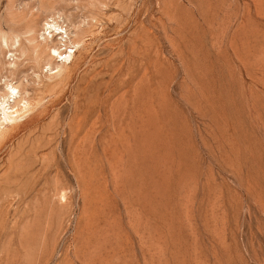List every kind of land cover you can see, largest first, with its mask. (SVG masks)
Returning <instances> with one entry per match:
<instances>
[{
    "label": "rangeland",
    "instance_id": "1",
    "mask_svg": "<svg viewBox=\"0 0 264 264\" xmlns=\"http://www.w3.org/2000/svg\"><path fill=\"white\" fill-rule=\"evenodd\" d=\"M0 80V264H264V0H0Z\"/></svg>",
    "mask_w": 264,
    "mask_h": 264
},
{
    "label": "bare ground",
    "instance_id": "2",
    "mask_svg": "<svg viewBox=\"0 0 264 264\" xmlns=\"http://www.w3.org/2000/svg\"><path fill=\"white\" fill-rule=\"evenodd\" d=\"M45 25H47V29L49 28V35H47L46 37H44V38H42V40H43V42H40V41H36L37 40V38L36 37H34V38H32V37H30L31 38V42H35L34 43V45L33 46H30L31 45V43L29 42V50L31 51V52H33V53H36L35 55H43L44 56V54H46L50 59H54L55 60V57H56V60H57V58L59 57V60H61L62 62H61V64H60V62H59V64L60 65H58V67H60V68H57L58 70L55 72L56 74H58V75H62V73H63V71H64V68H66V67H69L70 65H71V63L72 62H74V57H75V51L76 50H73L72 48L73 47H76L77 46V43H76V41H73L72 39H71V37L69 36V34H68V32H67V30H66V28H64L63 26H61V25H59L58 23H56V22H46L45 23ZM44 30H45V28H44ZM85 33V32H84ZM97 33V32H96ZM55 38H56V40H59V43L60 44H62V45H66V42H70V43H72L73 44V46L71 47V50H69V52H68V50L65 52V50H64V52H62L61 51V46H57V45H54V46H52L51 44H50V42H54V40H55ZM20 40V39H19ZM19 40L18 39H16V42L18 41L19 42ZM29 40V39H28ZM15 41V40H14ZM9 42V41H8ZM57 42V41H56ZM11 43V42H10ZM55 43V42H54ZM15 44H17V43H15ZM18 44H20V42L18 43ZM22 44V43H21ZM13 45V44H12ZM28 46V45H27ZM19 47V46H18ZM66 48V47H65ZM22 49V48H21ZM21 49H20V51H21ZM63 49V48H62ZM23 50V49H22ZM22 52H24V51H22ZM16 54V53H15ZM29 54H30V52H29ZM32 54V53H31ZM42 57V56H41ZM3 68H5V69H7V68H17V65L15 64V63H3ZM16 71H18V69L16 70ZM12 73H15V70L13 69V72ZM10 76H11V74H10ZM13 76V75H12ZM12 79V78H11ZM9 81V80H8ZM63 81H64V79H63ZM0 82H1V80H0ZM10 82V81H9ZM55 83V82H54ZM59 83V82H58ZM15 84V83H14ZM14 84H12V83H7L5 86H6V89L5 90H3V91H1V89H0V146H2V145H4L8 140H9V138H10V136L13 134V132L14 131H16L19 127H20V125L22 124V123H20V121H21V119L26 115V113H28L31 109H32V102H31V100H32V98H30V99H28V100H25L24 102H23V97H22V92H21V86L20 85H14ZM54 86V85H53ZM53 86H51L52 87V89L54 90V88H53ZM58 87H59V85H58ZM51 89V88H50ZM51 89V90H52ZM26 92H29V91H26ZM49 93V92H48ZM51 93H53V91L51 92ZM26 94H28V93H26ZM41 94V93H40ZM11 99H13V100H11ZM11 100V101H10ZM37 100V99H36ZM73 100H75V99H73ZM13 102V103H12ZM23 102V105H21V103ZM36 102V101H35ZM39 103V102H38ZM76 103H77V100H76ZM77 109V108H76ZM126 110H128V109H126ZM131 110V109H130ZM118 111V110H117ZM112 112H116V111H112ZM121 112V111H120ZM126 112V111H125ZM49 114V113H48ZM114 114H117V112L116 113H114ZM149 114H151V113H149ZM148 114V115H149ZM118 116V115H117ZM126 116V115H125ZM113 118H114V115L112 116ZM116 117V116H115ZM120 117V116H119ZM149 117H150V115H149ZM148 117V118H149ZM45 118V117H44ZM111 118V117H110ZM131 120H132V116H130L129 117ZM135 118V117H134ZM133 118V120H134V122H135V120L136 119H134ZM147 118V119H148ZM151 118V117H150ZM115 119H117V117L115 118ZM115 119H113V120H115ZM125 119V118H124ZM127 119V118H126ZM146 120V118H143L142 117V120L141 121H143V120ZM43 120V119H42ZM150 120V119H149ZM118 121L120 122V120L118 119ZM123 121V120H122ZM137 121H138V119H137ZM141 121H139V123L137 122H135L134 123V126H131V127H136L135 125H137V124H139V125H137V127L138 126H140V127H143V125L141 126L140 124V122ZM148 120H146L145 122H143V124L145 123L146 124V122H147ZM39 122V121H38ZM118 122V123H119ZM24 123V122H23ZM81 123V122H80ZM80 123H78V124H80ZM113 123V122H112ZM132 123H133V121H132ZM34 124V123H33ZM39 124V123H38ZM78 124H77V126H78ZM95 124V123H94ZM115 124L117 125V121L115 122ZM144 124V125H145ZM46 125H48V124H46ZM112 125V124H111ZM117 126H119V125H117ZM146 126V125H145ZM148 126V125H147ZM112 127V126H111ZM114 127V126H113ZM112 127V128H113ZM116 127V126H115ZM136 127V128H137ZM139 127V128H140ZM41 128V127H40ZM42 128H44V126L42 127ZM117 128V127H116ZM123 128V127H122ZM136 128H134V129H136ZM144 128V127H143ZM36 129V128H35ZM114 130H115V128H113ZM41 130V129H40ZM72 130V129H71ZM133 130V129H132ZM140 130V129H139ZM139 130H133L132 132L134 133L132 136H134L133 137V141H135L136 140V137H138V135L136 136V132H138ZM135 131V132H134ZM139 133V132H138ZM119 134V133H118ZM121 134V133H120ZM28 135V134H27ZM122 135V134H121ZM121 135L119 136V137H121ZM123 136V135H122ZM136 136V137H135ZM116 138V139H120V138ZM126 137V136H125ZM124 136H123V141H124V138H125ZM128 138V137H127ZM94 140V139H93ZM121 140L122 139H120V143H121ZM138 140V139H137ZM136 140V141H137ZM126 141V140H125ZM10 142V141H9ZM117 142H118V140H117ZM124 142H122V144H123ZM125 143H127V142H125ZM124 143V144H125ZM129 143V142H128ZM15 153V152H14ZM17 154V153H16ZM11 158V157H10ZM15 161V160H14ZM13 166V165H12ZM18 166V165H17ZM17 166H15V167H17ZM10 177V176H9ZM64 195V194H63ZM64 197V196H63ZM21 233V232H20ZM24 234V233H23ZM25 237V236H24ZM24 237H22V238H24ZM19 238H21V237H19ZM24 240V239H23ZM27 240V239H26ZM6 241V240H5ZM20 242V241H19ZM24 244V243H23ZM20 245V244H19ZM8 246V245H7ZM25 246V245H24ZM28 247V246H27ZM26 247V248H27ZM5 248H6V246H5ZM4 248V249H5ZM21 248H23V247H21ZM25 249V248H24ZM8 250H9V248H8ZM27 251H28V249H26ZM4 252V251H3ZM6 252V251H5ZM29 252V251H28ZM3 254V253H2ZM10 256L12 257V253L10 252ZM30 254V253H29ZM38 255V254H37ZM6 256H8L7 254H6ZM9 256V257H10ZM14 256H15V254H14ZM13 256V257H14ZM31 256H33V255H31ZM26 257V256H25ZM7 258V257H6ZM15 258H17L16 256H15ZM10 260H12V259H10ZM30 260V259H29ZM13 261V260H12ZM13 262H15V261H13ZM29 263H31V262H29ZM23 264H24V261H23Z\"/></svg>",
    "mask_w": 264,
    "mask_h": 264
}]
</instances>
